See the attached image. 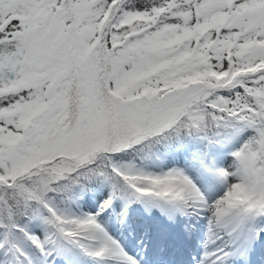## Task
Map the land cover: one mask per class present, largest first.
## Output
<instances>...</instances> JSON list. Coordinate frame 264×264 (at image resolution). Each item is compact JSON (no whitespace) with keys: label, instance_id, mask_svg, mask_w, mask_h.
<instances>
[{"label":"snow or ice","instance_id":"obj_1","mask_svg":"<svg viewBox=\"0 0 264 264\" xmlns=\"http://www.w3.org/2000/svg\"><path fill=\"white\" fill-rule=\"evenodd\" d=\"M194 142L207 190L114 163ZM96 180L108 197L72 212ZM117 200L121 222L132 203L204 219L197 264L264 231V0H0V264H139L101 222Z\"/></svg>","mask_w":264,"mask_h":264},{"label":"trees","instance_id":"obj_2","mask_svg":"<svg viewBox=\"0 0 264 264\" xmlns=\"http://www.w3.org/2000/svg\"><path fill=\"white\" fill-rule=\"evenodd\" d=\"M220 148H209L208 152L211 156L217 157L220 152ZM205 146L200 143H191L182 151H174L165 153L163 150L157 151L154 154H145L143 156L137 157L134 152L122 153L116 157H114V163L117 164H128L130 158L134 161L135 167L140 168L147 172H155L157 170H162L164 168V163L168 164V162H175L180 157V152H183L186 157L190 156L192 153L195 154L199 151H204ZM230 159V157H228ZM110 186L106 183H103L99 180L93 181L89 183L86 189L81 192L77 190V202L74 205L70 206V210L72 212H95L99 206V204L108 197L110 192ZM123 205L119 200L115 201L113 207L108 210V212L104 213L101 217V220L110 216L109 220L106 222V229L109 227H113L115 219L114 217H121V209ZM142 208L137 203H132L127 208L126 212L123 213L124 219L128 217L129 213H140ZM109 232V230H108ZM62 264V262H60ZM80 264H87L86 260H81Z\"/></svg>","mask_w":264,"mask_h":264},{"label":"rangeland","instance_id":"obj_3","mask_svg":"<svg viewBox=\"0 0 264 264\" xmlns=\"http://www.w3.org/2000/svg\"><path fill=\"white\" fill-rule=\"evenodd\" d=\"M220 165L226 167L228 164H224V163L222 164L221 163ZM184 170L186 172H188L190 175L193 176L191 169H189L187 166H184ZM193 178L196 179L195 177H193ZM252 227H253L254 230H256L257 227H264V218H261V219L256 220L254 222V224L252 225ZM120 243L123 244L121 246L124 248V245H126V243H123V242H120Z\"/></svg>","mask_w":264,"mask_h":264},{"label":"bare ground","instance_id":"obj_4","mask_svg":"<svg viewBox=\"0 0 264 264\" xmlns=\"http://www.w3.org/2000/svg\"><path fill=\"white\" fill-rule=\"evenodd\" d=\"M241 253H237V254H234V255H232L235 259H237L238 257H239V255H240Z\"/></svg>","mask_w":264,"mask_h":264}]
</instances>
